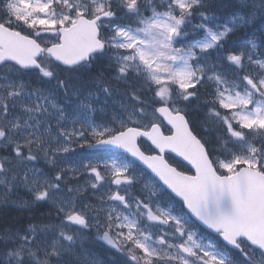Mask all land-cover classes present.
I'll return each mask as SVG.
<instances>
[{
	"label": "snow or ice",
	"instance_id": "1",
	"mask_svg": "<svg viewBox=\"0 0 264 264\" xmlns=\"http://www.w3.org/2000/svg\"><path fill=\"white\" fill-rule=\"evenodd\" d=\"M0 264H264V0H0Z\"/></svg>",
	"mask_w": 264,
	"mask_h": 264
},
{
	"label": "trees",
	"instance_id": "2",
	"mask_svg": "<svg viewBox=\"0 0 264 264\" xmlns=\"http://www.w3.org/2000/svg\"><path fill=\"white\" fill-rule=\"evenodd\" d=\"M235 35H237L238 37H242V36L244 35V33H243V31H237V33H236ZM235 35H234V36H235ZM234 36H233V37H234ZM15 211H16V210H14V211L12 212V215H13V216L19 217L20 221H23V223H24V222H27L26 219H25V218H27V215L25 216V214H23V213L21 214V213H18V211H16V212H15ZM28 213H29V212H28ZM24 216H25V217H24Z\"/></svg>",
	"mask_w": 264,
	"mask_h": 264
},
{
	"label": "rangeland",
	"instance_id": "3",
	"mask_svg": "<svg viewBox=\"0 0 264 264\" xmlns=\"http://www.w3.org/2000/svg\"><path fill=\"white\" fill-rule=\"evenodd\" d=\"M238 37V36H237ZM231 40V39H230ZM237 39H235L236 41ZM26 198H30V195H26L25 196ZM48 207V206H47ZM43 210L47 211L46 213H44L45 215H47L48 213V208H43ZM97 252H101L100 255H99V258L98 259H104V260H107L108 257L101 251V250H96Z\"/></svg>",
	"mask_w": 264,
	"mask_h": 264
}]
</instances>
